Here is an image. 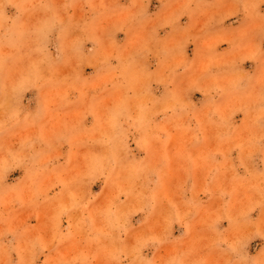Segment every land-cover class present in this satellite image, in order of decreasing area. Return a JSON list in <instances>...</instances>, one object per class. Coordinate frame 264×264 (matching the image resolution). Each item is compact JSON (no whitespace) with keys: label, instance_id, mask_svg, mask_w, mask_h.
I'll return each mask as SVG.
<instances>
[{"label":"rangeland","instance_id":"obj_1","mask_svg":"<svg viewBox=\"0 0 264 264\" xmlns=\"http://www.w3.org/2000/svg\"><path fill=\"white\" fill-rule=\"evenodd\" d=\"M0 264H264V0H0Z\"/></svg>","mask_w":264,"mask_h":264}]
</instances>
